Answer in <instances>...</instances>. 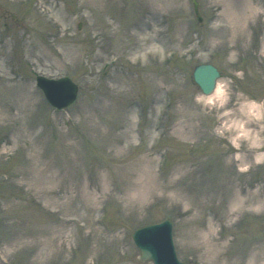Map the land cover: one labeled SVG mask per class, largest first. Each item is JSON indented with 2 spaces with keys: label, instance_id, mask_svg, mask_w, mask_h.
Returning a JSON list of instances; mask_svg holds the SVG:
<instances>
[{
  "label": "rangeland",
  "instance_id": "rangeland-1",
  "mask_svg": "<svg viewBox=\"0 0 264 264\" xmlns=\"http://www.w3.org/2000/svg\"><path fill=\"white\" fill-rule=\"evenodd\" d=\"M157 1L0 0V264H151L164 220L183 264H264V0Z\"/></svg>",
  "mask_w": 264,
  "mask_h": 264
},
{
  "label": "water",
  "instance_id": "water-1",
  "mask_svg": "<svg viewBox=\"0 0 264 264\" xmlns=\"http://www.w3.org/2000/svg\"><path fill=\"white\" fill-rule=\"evenodd\" d=\"M217 77L216 69L209 65H200L193 72L194 82L205 95L212 92ZM36 83L50 105L56 109L67 107L76 98L77 87L67 78L51 80L39 76ZM133 241L143 261H151L153 264H181L174 253L169 222L137 230Z\"/></svg>",
  "mask_w": 264,
  "mask_h": 264
},
{
  "label": "bare ground",
  "instance_id": "bare-ground-1",
  "mask_svg": "<svg viewBox=\"0 0 264 264\" xmlns=\"http://www.w3.org/2000/svg\"><path fill=\"white\" fill-rule=\"evenodd\" d=\"M135 3H137L136 7H137V6H140V5L142 4L141 1H136V2L134 1V3H133L132 5L134 6ZM156 3L158 4L157 7H160L161 4H162V3L160 4L157 0H156ZM142 5H144V4H142ZM141 7H144V6H141ZM141 7H140V8H141ZM157 11H158V10H157ZM2 85H3V84H0V88H2V87H1ZM7 93H8V90L6 91L5 96H7ZM215 94H220V92L218 91L217 87H216L215 91H213V92L211 93V95L207 96L208 103H212V101H213L212 99H213V97L215 96ZM12 96H13L12 93H11V94H8V97H12ZM5 105H6V101H5V99H4V98H0V106H2L3 108H6ZM6 109H7V108H6ZM7 110H8V112H9V109H7ZM8 116H9V115H8ZM31 125H32V124H31ZM31 125L28 126V129H31V128H32ZM6 126H7L6 122H4V123H2V124L0 125L1 128H4V127H6ZM260 151H261V150H255V152H260ZM242 205H243V201H242L241 198H239V199H238V202H236V204L230 208V209H231L230 211L233 213V212L239 210V209L242 207ZM205 237H208V239L206 240V246H208V248L211 249V250H212V247H213V250L216 251V247H217V245H218L217 241H215V239H214L213 237H210V236H207V235H205ZM195 249H196V250H200V249H201V245H200V244L197 245ZM41 257H42V253H40V254L38 255V257H37V261H38ZM258 257H259V256H255L253 259H251V261H250L248 264H256L257 261L259 260Z\"/></svg>",
  "mask_w": 264,
  "mask_h": 264
}]
</instances>
